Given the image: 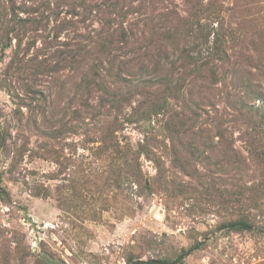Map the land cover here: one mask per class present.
<instances>
[{
	"label": "rangeland",
	"instance_id": "obj_1",
	"mask_svg": "<svg viewBox=\"0 0 264 264\" xmlns=\"http://www.w3.org/2000/svg\"><path fill=\"white\" fill-rule=\"evenodd\" d=\"M0 264H264V0H0Z\"/></svg>",
	"mask_w": 264,
	"mask_h": 264
},
{
	"label": "trees",
	"instance_id": "obj_2",
	"mask_svg": "<svg viewBox=\"0 0 264 264\" xmlns=\"http://www.w3.org/2000/svg\"><path fill=\"white\" fill-rule=\"evenodd\" d=\"M238 226H241V227H243V228H247V226H245V225H243V224H240V223H237V224H230V227H238Z\"/></svg>",
	"mask_w": 264,
	"mask_h": 264
}]
</instances>
